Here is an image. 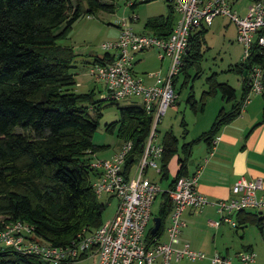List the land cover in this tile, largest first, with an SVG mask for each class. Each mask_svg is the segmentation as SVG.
<instances>
[{
  "label": "trees",
  "instance_id": "1",
  "mask_svg": "<svg viewBox=\"0 0 264 264\" xmlns=\"http://www.w3.org/2000/svg\"><path fill=\"white\" fill-rule=\"evenodd\" d=\"M114 1L0 0V217L27 224L40 241L51 246L68 245L82 231L92 233L104 222L106 206L93 193L95 173L90 163L95 153L107 147L95 146L92 137L104 103L116 102L95 100L93 90L85 94L75 92L72 69L79 56L71 46L58 42L68 38L72 26L83 14L114 13ZM149 1L133 0L129 7L134 10ZM167 7L165 15L147 18L144 24L147 32L158 37L171 33L176 16L168 2ZM206 32L203 28L190 36L180 71V75L186 76L181 88L187 83V71L202 59ZM111 59L112 55L104 53L91 63L103 64ZM251 63L262 65L264 50L254 48L247 62L229 70L241 77L239 97L229 84L217 82L215 74L207 78V88L199 100L190 89L185 104L194 114L203 113L207 100L217 94L231 107L228 111L220 109L210 128L189 143L179 146L171 131L163 135L159 142L163 150L159 182L168 179L169 162L180 151L183 156L178 158L180 169L169 185L172 188L185 175L192 147L204 142L210 148L219 130L240 116L250 94ZM260 97L261 118L253 128L264 124V91ZM118 109V120L106 125L105 131L116 133L121 143H132L124 166L128 174L150 134L152 115L136 103ZM180 124L186 125L184 120ZM158 198L156 217L160 219V227L153 235L150 229L147 231L149 244L163 236L172 209L166 191ZM234 218L237 228L255 227L264 243V212L244 211ZM0 264L46 263L36 256L2 248Z\"/></svg>",
  "mask_w": 264,
  "mask_h": 264
},
{
  "label": "built area",
  "instance_id": "2",
  "mask_svg": "<svg viewBox=\"0 0 264 264\" xmlns=\"http://www.w3.org/2000/svg\"><path fill=\"white\" fill-rule=\"evenodd\" d=\"M176 16L174 27L167 37L151 33H137L130 27L131 19L116 22L118 36L115 41L102 44L105 53L112 55L103 64L91 65L89 74L100 82L107 100L119 102L128 98L140 101L144 110L152 115L150 134L136 163L126 173L124 166L132 149L130 141L121 143L118 151L107 159L93 158L90 163L95 175L92 190L97 198L104 195L118 200L115 214L94 232L82 231L70 244L51 246L44 244L34 234L33 228L21 221H9L0 217V249L40 258L46 264H74L90 259V264H176L181 261L209 264H254L256 254L243 251L235 259L193 250L180 240L185 227L182 216L187 210L199 211L209 204L197 190L198 170L193 176H181L172 188L166 190L172 209L166 221L165 241L146 239L148 225L153 222L152 206L163 192L148 173H160L159 161L162 146L156 140V128L168 108L176 100L174 80L180 75L183 58L189 49V39L197 31L211 26L217 17L226 18L237 31V42L243 47L242 63L247 62L254 48L264 50V0H252L244 16L233 11L236 0H166ZM130 3V2H129ZM156 50L161 61L168 60L166 75L160 73L137 76L134 71L135 55ZM250 94L260 96L264 91V63L249 66ZM144 79L152 83L147 84ZM244 105V106H245ZM219 137L212 140V149ZM227 199L213 203L220 222L236 227L235 216L239 212H264V181L240 178Z\"/></svg>",
  "mask_w": 264,
  "mask_h": 264
},
{
  "label": "rangeland",
  "instance_id": "3",
  "mask_svg": "<svg viewBox=\"0 0 264 264\" xmlns=\"http://www.w3.org/2000/svg\"><path fill=\"white\" fill-rule=\"evenodd\" d=\"M130 1L132 2L133 0ZM138 1L143 2L145 0ZM114 2L116 4L114 13L100 11L91 16L83 14V16L72 26L68 38L58 42L63 46H71L74 53L79 56L72 69L75 78V92L78 94H85L93 90L94 99L97 101H106L107 92L100 82L92 79L89 74L90 67L87 65L94 57H102L104 55L105 51L101 48L102 44L117 39L119 30L116 27V22L132 18L130 27L133 31L149 33L144 29V24L147 18L165 15L168 11L166 0H151L139 4L134 10L130 9L129 5L131 2L129 3L127 0H115ZM251 3L252 0H236L233 5V11L240 16H244L246 9ZM236 33L235 26L223 17L215 18L212 25L207 27V32L204 36L205 43L202 47V59L197 66L192 67L187 71L188 79L185 87L181 88V85L186 76L181 74L178 77L177 83L175 84V94L177 97L175 103L172 107L168 108L156 128L155 141L157 143L161 141V138L167 131H171L180 143H182L184 139L186 141L193 139L201 132L208 130L213 123L215 110L211 112V107L214 106V109H216L220 102L226 111L230 109L231 104L221 101L220 94L207 100L206 103L209 107L204 114H194L185 104L186 97L191 88L195 99L199 100L201 93L207 88L206 80L212 74H215L217 82L229 84L235 89L237 97L240 96L241 77L229 71L241 63L244 54L243 47L237 42ZM137 58L140 59V62L135 64L133 68V71L137 76L144 77L148 74L156 73H160L162 76L166 75L168 60L165 59L161 62L156 50H148L139 53L136 55V60ZM144 80L147 84L152 83L148 79ZM250 99L260 100L261 97L252 95ZM210 102H212L211 105ZM132 103L139 104L140 101L135 98H128L114 104H110L108 101L104 103L101 110V116L96 119L97 128L93 134L92 143L95 146H106L107 148L95 153V155H93L94 159L103 158L107 154L113 152L117 145L120 144L116 137V133H107L105 131V126L118 120V107L127 106ZM182 120H184L186 124L185 127L180 124ZM184 128L190 132L188 136L184 134ZM178 155L182 157L180 151L178 152ZM148 177L156 182L162 191L165 189L167 182H159V176L153 171L148 173ZM99 201L106 206L102 215V220L104 222L110 220L116 212L118 200L114 197L104 195L99 198ZM158 204L159 198L156 199L152 206L151 212L153 218L158 214ZM249 212L255 213L254 211ZM152 226L153 222L148 225L147 230L151 229ZM242 229L243 230H239L237 234L233 232V242H235V244H230V247L237 250L240 244L243 243L241 239L242 231L246 232V237L251 241H255L254 236H256V238L260 240L256 242L255 249L257 264H264V243L255 227L247 225ZM91 261L92 260L87 259L78 261L74 264H90Z\"/></svg>",
  "mask_w": 264,
  "mask_h": 264
},
{
  "label": "crops",
  "instance_id": "4",
  "mask_svg": "<svg viewBox=\"0 0 264 264\" xmlns=\"http://www.w3.org/2000/svg\"><path fill=\"white\" fill-rule=\"evenodd\" d=\"M136 55L134 65L140 62V59L137 58L136 60ZM91 62L88 63V67L92 65ZM208 107L207 104L202 114L206 113ZM220 109H224V107L219 102L216 109L213 106L210 111L215 110L216 117ZM261 111L262 100L250 99L242 108L240 116L219 130L216 135L219 137V141L214 149H212V146L209 148L206 143L200 142L189 151L184 176H193L200 170L196 187L207 198L209 204L199 211L187 210L184 212L182 219L185 222V227L181 230L180 240L189 244L193 250L204 252L208 257L220 254L235 259L243 251H253L255 253L256 242L260 241L256 236H254L255 241H251L246 237V232L242 231L241 239L243 243L240 244L237 250H234L230 247V244H235L233 242V232L237 234L239 230L243 229L237 228V226L232 227L225 222H220L217 226H212L210 223L220 221V216L213 203L219 199L229 198L231 188L237 180L244 178L249 181L256 179L264 181V124L253 128L260 121ZM203 132L193 139L187 141L184 139L182 143L179 142V146L195 140ZM189 133L186 130V136ZM120 145L121 142L113 152L100 159L110 158L118 151ZM178 158L181 157L177 154L169 162L168 179L165 180L167 185L163 191L169 189L170 183L180 169ZM165 239L166 237L163 234L161 241H165ZM176 264L209 263L208 260H203L194 263L181 261ZM254 264H257V259Z\"/></svg>",
  "mask_w": 264,
  "mask_h": 264
},
{
  "label": "water",
  "instance_id": "5",
  "mask_svg": "<svg viewBox=\"0 0 264 264\" xmlns=\"http://www.w3.org/2000/svg\"><path fill=\"white\" fill-rule=\"evenodd\" d=\"M244 75H246V73H244ZM152 221H153V227L150 230V233L153 235V234H155L159 230V227H160V219L157 218V217H154Z\"/></svg>",
  "mask_w": 264,
  "mask_h": 264
}]
</instances>
